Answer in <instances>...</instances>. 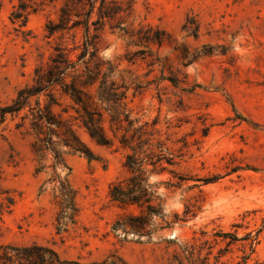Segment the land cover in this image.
I'll return each mask as SVG.
<instances>
[{
	"label": "rangeland",
	"instance_id": "1",
	"mask_svg": "<svg viewBox=\"0 0 264 264\" xmlns=\"http://www.w3.org/2000/svg\"><path fill=\"white\" fill-rule=\"evenodd\" d=\"M0 1V105H6L33 85L35 70L49 63L57 46L73 47L70 35L48 37L47 25L57 22L68 3L79 13L88 7L73 0H39L42 7L30 12L20 28L10 19L18 0ZM124 22L128 33L109 22L100 31V58L117 66L130 86L135 114L149 121L159 118L163 133L167 122L181 126L170 131L176 133L173 139L189 142L175 169L191 180L176 192L165 189L164 219L172 228L152 242H123L116 236L113 226L123 210L109 192L126 176V151L118 145L98 146L80 132L101 159L67 158L81 212L75 228L57 235L52 194L40 191L49 176L35 173L31 139L8 120L0 127V186L16 202L2 217L0 246L37 243L64 259L84 262L117 253L128 264H179L180 250L171 242L176 238L177 244H194L197 256H209V264H244V256H249L248 264H264V0H135L133 14ZM147 26L166 31L170 42L161 48L132 45V35ZM156 57L169 64L164 76L184 81L180 87L161 80L163 65H150ZM195 85L201 87L192 89ZM169 178V173L162 177ZM187 205L192 213L185 218ZM224 234L231 235L223 242ZM235 235L257 240L228 247ZM224 249L228 252L218 262Z\"/></svg>",
	"mask_w": 264,
	"mask_h": 264
},
{
	"label": "trees",
	"instance_id": "2",
	"mask_svg": "<svg viewBox=\"0 0 264 264\" xmlns=\"http://www.w3.org/2000/svg\"><path fill=\"white\" fill-rule=\"evenodd\" d=\"M73 1L84 4L87 10L83 13L72 11L68 3L60 10L57 22L51 21L46 27L48 37L70 35L73 47L57 46L49 63L35 70L33 85L17 92L9 104L0 105V127L8 120L15 121L16 130L31 139L35 173L49 176L40 191L42 194L50 190L52 194L57 210L55 229L59 236L69 233L78 225L81 212L78 191L70 181L71 168L67 165V158L79 155L90 162L101 159L83 140L80 132L98 146L118 145L124 149L126 176L115 181L109 192L111 201L123 210L113 226V232L123 242H152L160 231L173 226L164 219L165 189L176 192L191 180L175 169L185 157L189 142L185 138L173 139L176 133L170 131L181 126L167 122V131L163 133L159 128V118L149 121L135 114L131 107L130 86L118 75L117 66L99 56L100 31L109 22L116 23L115 27L127 32L124 21L133 14L135 0ZM43 4L39 0H18L10 16L12 23L20 28L25 27L30 12H37ZM1 9L0 1V12ZM196 35L197 32L194 33ZM132 37L135 38L132 42L134 46L147 44L159 48L171 40V35L166 31L152 26L142 27ZM73 54H76L75 58ZM156 63L163 65L162 81H169L175 87L181 86L184 81L179 78L164 76V70L169 67L167 62L163 63L156 57L150 65ZM95 87L97 90L93 92ZM200 87L195 85L192 89ZM56 88H60L61 92H54ZM137 93L134 92L133 96ZM66 169L68 172L64 174ZM167 173L172 178L163 180ZM155 178L159 180L154 182ZM15 202V197L0 186V227L4 213L11 212ZM191 213V207L187 205L184 217ZM176 217L178 220V215ZM158 219L163 223L157 222ZM228 235L231 234H224L223 242ZM174 240L171 242L180 250L176 252L179 264H185L184 260L189 264L206 260V264H209V256H197L194 244H177ZM256 240L252 235L241 238L235 235L228 247L239 241H250V245H253ZM227 252L228 249L220 252L218 262ZM248 261L249 256H244V264H248ZM0 264L128 263L117 253L102 261L68 260L62 258L54 248L34 243L25 246L1 245Z\"/></svg>",
	"mask_w": 264,
	"mask_h": 264
}]
</instances>
